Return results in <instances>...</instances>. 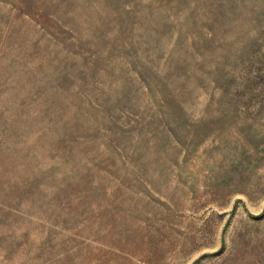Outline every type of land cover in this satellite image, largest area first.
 I'll list each match as a JSON object with an SVG mask.
<instances>
[{
    "label": "rangeland",
    "instance_id": "1",
    "mask_svg": "<svg viewBox=\"0 0 264 264\" xmlns=\"http://www.w3.org/2000/svg\"><path fill=\"white\" fill-rule=\"evenodd\" d=\"M0 264H264V0H0Z\"/></svg>",
    "mask_w": 264,
    "mask_h": 264
}]
</instances>
